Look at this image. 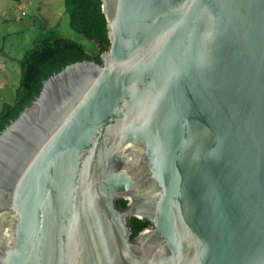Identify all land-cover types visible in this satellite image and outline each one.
<instances>
[{
	"label": "water",
	"instance_id": "obj_1",
	"mask_svg": "<svg viewBox=\"0 0 264 264\" xmlns=\"http://www.w3.org/2000/svg\"><path fill=\"white\" fill-rule=\"evenodd\" d=\"M102 1L0 133V264H264V0Z\"/></svg>",
	"mask_w": 264,
	"mask_h": 264
},
{
	"label": "trees",
	"instance_id": "obj_2",
	"mask_svg": "<svg viewBox=\"0 0 264 264\" xmlns=\"http://www.w3.org/2000/svg\"><path fill=\"white\" fill-rule=\"evenodd\" d=\"M102 5V0H65L71 27L95 44V54L93 55L84 43L59 36L55 30L38 37L33 47L19 62L22 71L21 83L15 95V102L5 104L0 112V133L39 96L45 81L51 76L76 62H102L103 53L111 46L108 21ZM119 204L127 206V202ZM149 225L147 220L133 219L134 236Z\"/></svg>",
	"mask_w": 264,
	"mask_h": 264
},
{
	"label": "rangeland",
	"instance_id": "obj_3",
	"mask_svg": "<svg viewBox=\"0 0 264 264\" xmlns=\"http://www.w3.org/2000/svg\"><path fill=\"white\" fill-rule=\"evenodd\" d=\"M16 4L0 0V81L7 82L0 89V112L5 104L15 102L22 78L19 62L38 37L55 30L59 36L84 43L93 55L96 51L95 44L71 27L65 0H27L21 8Z\"/></svg>",
	"mask_w": 264,
	"mask_h": 264
},
{
	"label": "crops",
	"instance_id": "obj_4",
	"mask_svg": "<svg viewBox=\"0 0 264 264\" xmlns=\"http://www.w3.org/2000/svg\"><path fill=\"white\" fill-rule=\"evenodd\" d=\"M26 1H27V0H24L23 2H20V3H17V2H16V3H17L16 6H18L19 8H21L20 6H22L23 3L26 2ZM4 16H6V13H4ZM7 20H9V19H7ZM1 76H2V75H1ZM2 78H3V76H2ZM6 83H7V82H6L5 80L0 81V89H1V88H4V85H6Z\"/></svg>",
	"mask_w": 264,
	"mask_h": 264
},
{
	"label": "flooded vegetation",
	"instance_id": "obj_5",
	"mask_svg": "<svg viewBox=\"0 0 264 264\" xmlns=\"http://www.w3.org/2000/svg\"><path fill=\"white\" fill-rule=\"evenodd\" d=\"M120 202H127V203H128V202H130V200H120L119 203H120ZM142 220H144V219H142ZM148 222H149V221H148ZM149 223H150V222H149ZM150 227H152V224H151V223H150V225H149L146 229H148V228H150ZM146 229H144V230H146Z\"/></svg>",
	"mask_w": 264,
	"mask_h": 264
}]
</instances>
